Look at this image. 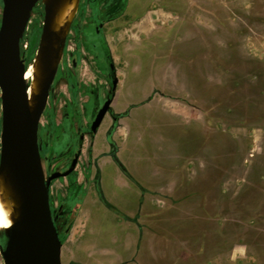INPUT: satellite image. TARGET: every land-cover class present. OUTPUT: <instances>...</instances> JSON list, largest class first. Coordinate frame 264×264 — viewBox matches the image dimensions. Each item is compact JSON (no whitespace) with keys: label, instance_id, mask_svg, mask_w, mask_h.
I'll return each instance as SVG.
<instances>
[{"label":"rangeland","instance_id":"rangeland-1","mask_svg":"<svg viewBox=\"0 0 264 264\" xmlns=\"http://www.w3.org/2000/svg\"><path fill=\"white\" fill-rule=\"evenodd\" d=\"M80 1L38 129L46 177L80 152L49 186L62 264H264V0H189L153 48ZM44 20L40 1L28 66Z\"/></svg>","mask_w":264,"mask_h":264},{"label":"water","instance_id":"water-1","mask_svg":"<svg viewBox=\"0 0 264 264\" xmlns=\"http://www.w3.org/2000/svg\"><path fill=\"white\" fill-rule=\"evenodd\" d=\"M41 0H4L0 27V88L2 91V138L0 167L8 166L22 191L24 208L6 247H0L5 264H62V245L50 202L49 186L70 176L77 168L80 152L69 169L46 177L39 148L38 129L46 108L54 76L48 81L38 110L32 114L26 82V60L22 40L33 9ZM48 15L45 12L47 23ZM118 80L113 83L116 90ZM105 102L92 124L97 133L111 111ZM13 257V258H12Z\"/></svg>","mask_w":264,"mask_h":264},{"label":"bare ground","instance_id":"bare-ground-1","mask_svg":"<svg viewBox=\"0 0 264 264\" xmlns=\"http://www.w3.org/2000/svg\"><path fill=\"white\" fill-rule=\"evenodd\" d=\"M48 15L43 36L34 60L26 69L29 106L38 110L43 91L55 77L62 58L65 40L79 9L80 0H41ZM24 201L14 173L8 166L0 167V231L11 237L22 219ZM13 258V257H12Z\"/></svg>","mask_w":264,"mask_h":264},{"label":"crops","instance_id":"crops-1","mask_svg":"<svg viewBox=\"0 0 264 264\" xmlns=\"http://www.w3.org/2000/svg\"><path fill=\"white\" fill-rule=\"evenodd\" d=\"M187 1L189 0H101L102 28L106 29L109 24L114 25L121 19H128L129 28H122L118 32H112L110 36L115 38L118 34L125 33L126 30L132 31L135 29L140 36H145L141 39V44L143 42L150 43L151 48H153L159 45V40L161 42L163 35L168 36L173 31L178 34L181 31L179 28L174 30L173 28L176 25H170V22L172 23L175 19L183 17V9L180 6ZM168 41L169 39L166 37L163 42L166 43ZM132 43L133 48H141V44ZM110 112L114 114L112 106ZM119 113L125 114L127 111L122 109ZM128 113H131V111H128ZM114 119L116 121L120 120V118Z\"/></svg>","mask_w":264,"mask_h":264},{"label":"flooded vegetation","instance_id":"flooded-vegetation-1","mask_svg":"<svg viewBox=\"0 0 264 264\" xmlns=\"http://www.w3.org/2000/svg\"><path fill=\"white\" fill-rule=\"evenodd\" d=\"M102 26H103V24L102 23H100V25H99V27H97V30H96V33L97 34H101V28H102ZM38 48V47H37ZM22 51V50H21ZM23 53V52H22ZM28 66V65H27ZM0 90H1V88H0ZM1 100H2V91H1ZM105 104V103H104ZM1 110H2V102H1ZM2 118H3V113H2ZM83 139V138H82ZM1 152V151H0ZM49 176V175H48ZM47 176V177H48Z\"/></svg>","mask_w":264,"mask_h":264},{"label":"trees","instance_id":"trees-1","mask_svg":"<svg viewBox=\"0 0 264 264\" xmlns=\"http://www.w3.org/2000/svg\"><path fill=\"white\" fill-rule=\"evenodd\" d=\"M38 45H39V41L38 40L34 41V43L31 46V51L30 52L35 51L37 49ZM22 52H23V50H22ZM27 62H28V59L26 60V63Z\"/></svg>","mask_w":264,"mask_h":264}]
</instances>
